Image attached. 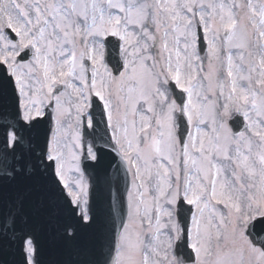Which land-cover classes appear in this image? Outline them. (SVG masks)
<instances>
[{
  "label": "snow or ice",
  "instance_id": "snow-or-ice-1",
  "mask_svg": "<svg viewBox=\"0 0 264 264\" xmlns=\"http://www.w3.org/2000/svg\"><path fill=\"white\" fill-rule=\"evenodd\" d=\"M0 264H264V0H0Z\"/></svg>",
  "mask_w": 264,
  "mask_h": 264
}]
</instances>
